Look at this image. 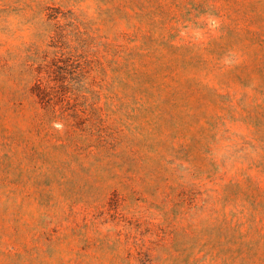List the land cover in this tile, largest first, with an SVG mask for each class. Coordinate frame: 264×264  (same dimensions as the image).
I'll use <instances>...</instances> for the list:
<instances>
[{
	"label": "rangeland",
	"instance_id": "1",
	"mask_svg": "<svg viewBox=\"0 0 264 264\" xmlns=\"http://www.w3.org/2000/svg\"><path fill=\"white\" fill-rule=\"evenodd\" d=\"M0 264H264V0H0Z\"/></svg>",
	"mask_w": 264,
	"mask_h": 264
}]
</instances>
